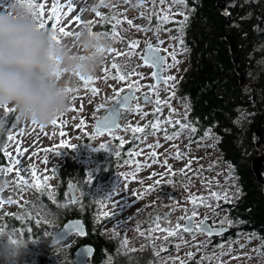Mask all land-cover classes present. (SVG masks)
<instances>
[{
	"label": "rangeland",
	"instance_id": "374dc122",
	"mask_svg": "<svg viewBox=\"0 0 264 264\" xmlns=\"http://www.w3.org/2000/svg\"><path fill=\"white\" fill-rule=\"evenodd\" d=\"M179 1L165 0V3L161 5L159 0H156L155 4L153 0H104L103 5H101V0H34L37 4L43 3L45 5L44 22L46 24L48 23V14L52 12L53 4L57 5L56 15L60 16L57 29L64 27L66 31L73 33V35L63 36L57 31V35L60 36L63 43H73L75 32L88 22H91L89 26L93 32L110 30L115 21L105 22L102 17L116 16L122 23L117 26L119 39L114 42L113 48L116 52L122 54L128 51L137 53V55L131 57V61L134 65H139L135 68V72L139 75H133L125 81L113 80L111 77L117 75V72L111 68L112 63L122 65L127 57L125 55L117 56L115 52L107 54L106 63L94 77V82L86 87L81 81L80 86L75 88L79 90L71 93L72 101L68 110L56 118L60 124H63V127H57L51 123L43 125V128H41L39 124L33 125L31 122H21L16 119L18 117L16 110L14 115L6 112L5 109L0 111V125H3L4 128V134L0 135V169L13 168L10 173L0 172V199L5 201L4 205L0 207V231L18 235L25 239L24 230H11L7 223L12 218L23 217V219H19L23 224H27L29 220L36 223L37 219H44L51 228L50 230L45 229V235L51 236L56 233L57 227L50 222L51 218L48 217L35 192L45 190L52 194L58 189L57 171L62 166L64 158L66 160L68 157L83 168L85 172L84 183L87 184V188L85 186L84 189L89 190L88 176L91 175L93 181L96 177L94 166L96 164L98 166V163L93 160L94 154L96 152L108 153L106 148H109L110 144L115 142L114 137L93 139L86 148L83 157L75 158V156L81 152L82 142L85 138L95 137L92 134L95 122L103 116L105 110L113 105L112 98L115 96V92L123 88L125 93L129 90L128 84L130 82L134 84L138 82L139 90L135 91L136 94L140 96V99L148 95L153 99V103L146 104L139 101L137 103L139 104V111L136 110L137 104H133L131 113L122 124V131L116 135L119 141L115 151L120 153L123 150L126 154L132 153V159L128 158L126 160L128 163L123 165L126 170L122 175L123 179L117 180L111 186L113 189L110 192L113 194L116 188L123 185L124 187L121 190L125 194L122 197L114 196V201L108 199L105 202L103 199L107 195L105 190H101V197L93 195L92 200L95 203H91L90 208L94 233L119 243L126 235L129 250L145 245L151 246L152 243H155L158 245L156 251L159 252V256L156 255L155 263L157 262V264H173L174 261L175 264H179L181 260L184 261V264H201L202 258L206 255L219 257L220 264H264V256L259 255L256 251L264 252L263 242L255 233L238 230L236 236L229 239L228 243L215 244H212L210 239L201 233H196L195 236L193 234L178 233L177 236L169 237L167 241L161 244L163 239L149 241L134 230L139 226L141 231H146L148 224L145 222L149 221V219L147 221L143 219L146 213L152 214V217L157 214L163 215L165 212L170 211L172 207L178 205L179 207L173 213L176 223L177 218L184 215L183 209L192 207L188 200L190 194L204 197V204L210 205V207L203 205L198 207L199 215L196 217L198 221L204 219L207 215V218L221 222L227 219L224 205L234 203L237 196L242 193L236 170L232 165L221 160V156L216 149L217 138L211 135L209 131H206L201 138H194L187 130H181L179 138L171 141H166L164 132L159 131L155 134L161 136L160 144L162 147L149 148L148 145H154L149 142V139L154 137L153 134L145 136L144 133H133L131 130H127L136 126L145 127L149 122H154L156 119L163 122L170 115L173 120L186 123L184 113L187 107L176 95L178 82L188 68V56L180 55L187 49L185 42L180 48L176 42L178 36L183 37L182 32L175 29L177 21L184 20V16L179 13L183 12L185 15V12H187L179 4ZM89 6L95 7L102 16L98 17L95 11H85ZM69 7H73L70 14L68 13ZM220 7L224 10L226 4L223 2ZM6 8L7 3L5 0H0V9ZM142 12L145 13L144 16H141ZM153 12L158 13L160 17L168 15L169 20L162 22L157 15L152 14ZM149 15H152L151 21L147 18ZM77 16L80 17L79 22L75 19ZM128 20L132 21V25L127 23ZM137 27L152 30L138 31ZM133 41H138V46L135 49H130L129 45ZM160 41H163V43H160ZM148 44L158 47L167 58L163 80L165 81L169 76H174V81L168 80L167 83L162 81L160 85L155 84L152 69L144 65L140 59ZM173 55H175L178 63L173 61ZM173 64L175 66H171ZM105 67L108 68L107 73L104 71ZM106 75L107 79H105ZM93 87L99 89L95 95L91 92ZM172 91L175 92V97L168 102L172 108L176 109V112L172 113L167 106L161 105L162 114H156L154 112L156 99L168 100ZM124 93H121V95ZM74 96L76 97L75 100H73ZM101 103H104L105 107L97 110L98 105ZM70 109L75 110L71 111ZM144 113H147V115H144ZM81 121H83V124H81ZM161 127L167 128V131L170 129L176 131L179 126L174 129L162 123ZM61 132L65 133L63 137L60 135ZM146 133H150V129L146 128ZM10 135L13 137L11 141L8 140ZM120 138L123 139L122 145ZM2 139L3 142L1 143ZM186 139L188 143L185 142ZM62 140L65 145H74L75 147H57ZM137 140H140V142H137ZM196 140L198 141L194 142ZM134 141L137 143H134ZM101 144L107 147L99 149ZM260 148L262 149L261 154L264 155V142ZM17 149H20L19 153H17ZM153 151L158 153L155 158L156 162L153 158H150ZM177 151L182 154L180 159H176ZM17 160L20 161L19 164H16ZM45 160L47 163H44ZM164 160H167V165L162 166ZM189 161H191L190 164ZM147 165H151V167ZM168 166L171 167V172H169ZM33 168L36 171L35 179L32 177ZM181 169L184 170L183 173H181ZM17 171L28 181V184L23 186L24 190L17 183ZM153 173L156 175H153ZM165 173L168 174L165 175ZM172 173H175V175ZM45 177L48 179H45ZM125 177L128 178L126 183ZM157 181H159V184H157ZM35 183H39L43 187L33 186ZM146 189L148 191H145ZM213 192L221 194L227 192L230 197L229 202L226 203L223 199L217 201L210 195ZM78 194L79 199L84 196L80 191H78ZM68 198L70 199V196ZM9 200L16 201V203H7ZM86 207L87 205L83 208ZM104 213H108V215L105 216ZM180 224L183 226V220H180ZM239 224L243 225L242 223ZM125 226L129 229L127 232H125ZM161 226H164L163 221H161ZM232 226L238 228V225L232 224ZM154 235L163 237L165 234L157 232ZM157 241H159V244H157ZM31 245H29L31 249L30 264H37L40 252L39 239L34 240ZM75 245V237L63 244L65 251L62 258L57 257L61 264H75L67 256L69 249ZM177 245H179V249H177ZM161 247L166 251H160ZM189 252L193 254L191 257L187 255ZM222 252L226 254L221 256ZM204 264H217V261H204Z\"/></svg>",
	"mask_w": 264,
	"mask_h": 264
},
{
	"label": "trees",
	"instance_id": "16d2710c",
	"mask_svg": "<svg viewBox=\"0 0 264 264\" xmlns=\"http://www.w3.org/2000/svg\"><path fill=\"white\" fill-rule=\"evenodd\" d=\"M223 2L226 11L220 7ZM179 4L187 11L188 19L177 21L175 29L180 30L186 40L189 64L178 82L176 95L187 107L190 123L211 132L217 138L216 149L220 156L237 168L244 195L234 216L246 225L249 223L264 238V168L262 182L252 170L259 154L256 130L261 120L264 133V0H180ZM228 34L235 39L239 68L254 87V93L240 84ZM61 165L57 171L58 189L52 194L36 191L35 195L48 217L55 216L56 232L71 220L81 219L86 224L88 236L76 240V245L69 249L68 259L74 261L77 246L92 242L97 248L96 259L100 260L103 256H99L102 253L99 248L107 244L112 251L114 248L106 243V238L91 230L90 207L95 202L84 189L87 188L83 181L85 172L70 157ZM70 182L84 195L76 204L68 198ZM40 221L29 220L23 224L12 218L7 223L11 230H24L25 239L32 242L39 239L37 264H61L51 255L50 236L44 233L51 228L46 220Z\"/></svg>",
	"mask_w": 264,
	"mask_h": 264
},
{
	"label": "clouds",
	"instance_id": "9594fccd",
	"mask_svg": "<svg viewBox=\"0 0 264 264\" xmlns=\"http://www.w3.org/2000/svg\"><path fill=\"white\" fill-rule=\"evenodd\" d=\"M113 47L112 39L97 37L87 25L75 32L73 43H57L50 30L39 27L34 9L7 0V8L0 9V111L15 107L21 122L51 124L68 110L70 89L80 86V77L94 78ZM50 222L56 223L55 216ZM31 243L0 233V264H30ZM48 247L53 257L62 258L63 236L53 233Z\"/></svg>",
	"mask_w": 264,
	"mask_h": 264
},
{
	"label": "snow or ice",
	"instance_id": "6c2138e0",
	"mask_svg": "<svg viewBox=\"0 0 264 264\" xmlns=\"http://www.w3.org/2000/svg\"><path fill=\"white\" fill-rule=\"evenodd\" d=\"M5 2L7 3V0H5ZM21 2L26 3L28 7L32 8L35 10V15H36V19L39 22V27L42 29H46L49 30L54 34V39L56 40L57 43L61 42L60 36L57 35V31L62 34L63 36H69V35H73V33L66 31V29L64 27H59L57 29V25L60 23V16L56 15L57 13V5L53 4L52 6V12L51 14H48V23L46 24L44 22V17H45V5L43 3H35L34 0H21ZM104 0H101V5H103ZM181 2H183V0H181ZM153 3H156V0H153ZM159 3L161 5H163L165 3V0H159ZM93 11L96 12V15L98 17H101L102 14L94 7L92 9ZM170 10V8H169ZM73 11V7H69L68 8V13L70 14ZM152 14L157 15L158 19H160L162 22H167L169 20V16L168 15H164L162 17L159 16L158 13L153 12ZM180 15L184 16V21H187L188 17L186 15H184L183 12L179 13ZM145 13H141V16H144ZM150 21L152 18V15H149L147 17ZM76 21L79 22L80 21V17L77 16ZM102 19L107 22L109 20L115 21V23L112 25V28L108 31H96L93 32L91 30V27L89 26L91 24V22L85 23L84 25H87L89 27V30L92 32V34L96 35L99 38H110L112 39L114 42L119 39V33L117 31V26L119 24L122 23V21H120L119 19H117L116 16H112V17H102ZM127 23L129 25H132V21L128 20ZM123 30V29H121ZM138 31H148V30H152V29H140L139 27H137ZM123 31H127V30H123ZM180 43H183V41H179ZM138 41H133L130 43L129 47L130 49H135L138 46ZM160 43H163V41H160ZM103 51V49L101 50ZM115 52L117 56L120 55H125L127 58L123 61L122 65H118L117 63L113 62L111 65L112 69H115L117 72V75L112 76L111 78L113 80L118 79L119 81H125L130 79L131 76L133 75H139V73L135 72V68L139 67V65H134L131 61V57L134 55H137V53H135L134 51H128L127 53H119L116 52V50L114 48H111L109 50H107V54H111ZM140 59L143 60L144 65H148V66H152L155 68H160L163 66L164 62H165V57L160 55V50L158 47H153L151 44L147 45V48L144 50L143 55L140 56ZM172 59L175 63H178V61H176L175 55L172 56ZM171 66H175V64L171 65ZM122 69H124V71H122ZM105 73L108 72V68L105 67L104 69ZM153 78L157 79V84H159L161 81L158 77V73L157 72H153L152 73ZM107 75L105 76V79H107ZM81 81L83 82V84L87 87L88 85H90L91 83L94 82L95 78H88V79H84L83 77H80ZM168 80H175L174 76H169L167 77V79L164 81L165 83H167ZM174 88V85H173ZM128 89L130 90L128 93H125L123 95H121V93H124V89L121 88L118 91L115 92V96L112 98L113 99V105L112 107L108 110V115L104 116L102 118V120L98 121L96 124V134L97 135H103L104 132H111V130L113 128H118V124H117V117L121 114V112L123 110H128L129 112L132 111V106H131V101L135 100L136 97L134 95L131 94V91H137L139 90V85L138 82L137 83H129L128 84ZM79 89H70V91L74 92V91H78ZM99 91V89L93 87L91 88V92L95 95L97 92ZM175 97V92L172 91L169 95L168 100L165 101H161L159 98L156 99L155 103H156V108L154 110V112L156 114H162V107L161 105L167 106L170 110V112L175 113L176 109L171 107V104L168 102L169 100H171L172 98ZM75 96L73 97V100H75ZM144 103L148 104V103H152V101L149 99L148 95L144 96ZM105 107L104 103H101L98 105L97 110L102 109ZM6 112H9L10 114H15V107L13 108H8L5 107ZM71 111H74L75 109H70ZM81 110H82V106H81ZM136 110L139 111V104H137L136 106ZM144 115H147V113H144ZM184 117L185 119L187 118V108L186 111L184 113ZM16 119H19V117H16ZM33 125H36V123L33 121L31 122ZM165 124L168 125L174 129H178L176 131H174L171 135L168 134L167 128H162L161 125ZM52 124L54 126L57 127H63V124H60L58 122L57 119H55ZM81 124H83V121H81ZM41 128H43V125H40ZM146 128L150 129V133H146ZM127 130H131L133 133H144L145 135L147 134H155L156 132L159 131H163L164 132V139L166 141H171L174 139H178L179 136L181 135V130H187L190 133H195L197 132V128L192 125L190 122L188 123H181L180 120H173L171 115L169 117H167L163 122L160 119H156L154 122H149L148 125H146L145 127H140V126H136V127H131L130 129ZM60 135L63 137L65 135L64 132H61ZM13 139V137L10 135L8 137V140L11 141ZM120 143L121 145L123 144V139L120 138ZM75 147L74 145H65L64 141L62 140L60 145H58L57 147ZM107 146L104 144H101L99 146V149H105ZM149 148H159L162 147V145L159 143V141L157 140L156 143L154 145H148ZM175 147V146H174ZM20 152V149H17V153ZM7 154V153H6ZM116 155H119V152L116 153ZM181 153L179 151L176 152V159H180L181 158ZM158 156V153L153 151L151 153V157L153 158L154 162L155 158ZM20 161L17 160L16 164H19ZM44 163H47V161L45 160ZM191 163V161H189V164ZM167 165V160L163 161V165ZM148 167H151V165H147ZM168 170L169 172H171V167L168 166ZM13 168L12 167H8L7 169H0V172H12ZM181 173L184 172L183 169L180 170ZM168 173H165V175H167ZM173 175H175V173H172ZM153 175H156L155 173H153ZM32 177L35 179L36 178V171L33 168L32 169ZM17 183L19 185H21L22 190L24 185L28 184V181L24 179L23 176L20 175V172L17 171ZM45 179H48L47 177H45ZM127 177H125V183L127 182ZM134 179V177H133ZM92 181V177L91 175L88 176V182L91 183ZM171 183V182H169ZM157 184H159V181H157ZM33 186L37 187V188H41L43 187L42 185H40L39 183H35ZM50 187V186H49ZM123 185H120V187L116 188L114 193L111 195H107V199L111 200L114 196H123L125 193L124 191H122L121 189H123ZM145 191H148L147 189ZM210 195L212 197H214L217 201H219L220 199H223L226 203L229 202L230 197L229 194L227 192H224L223 194L221 193H210ZM188 200L190 201L192 207L189 208H184L183 212L184 215L181 217L177 218V222L173 225L172 224V212L176 211L177 208L179 207L178 205L175 207H172L170 209L169 212L164 213L163 215L157 214L154 217L150 216L149 217V221L145 222L148 224V227L146 229V231H141V228L139 226H137L134 230L142 237H144L145 239L149 240V241H155V240H159V239H163L165 241H167L169 239V237H175L177 236L178 233H192L193 236H195L196 232L199 233H206L207 235L211 236L212 235V228L211 226H209L207 224V215H205L203 220H200L199 222L196 221V217L199 215L198 213V207L203 205L205 207H210V205H206L204 204V197H197L195 195L190 194L188 197ZM122 203V200L120 201ZM5 201H3L2 199H0V207H2L4 205ZM7 203H16V201H12L9 200L7 201ZM190 212V214H189ZM30 215V214H29ZM105 216L108 215V213H104ZM17 219H23V217H16ZM164 221L166 226H161V221ZM180 220H184L186 223L182 226L180 224ZM46 222V221H45ZM36 223H41V221L39 219L36 220ZM224 224H231V221L225 219L221 221V225ZM118 226H124V225H118ZM29 231H31V229H28ZM129 229H127V227L125 226V232H127ZM224 229L221 227L220 229H218V233H222ZM71 231H75L78 232L80 234H83L80 231V228L78 225H66L65 226V234L67 235L69 232ZM164 233L165 235L163 237L160 236H155L154 233ZM0 233H3L2 231H0ZM128 239L126 237V235L122 238L121 240V244H120V248L123 252H128ZM151 247L153 248L155 254L157 256H159V252L156 251L158 245H156L155 243L151 244ZM177 249H179V245L176 246ZM222 247V246H221ZM241 247H243V245H241ZM262 247H264V245H262ZM132 252L135 251H143V247L141 249H131ZM160 251H166V249L164 248H160ZM258 252L259 255L264 256V252H260L259 250H256ZM226 253H221L220 255L223 256ZM189 257H191L193 254L191 252H189L187 254ZM211 260H216L217 264H220V260L219 257L216 256H204L202 258L201 264H204V261H211ZM173 264H175V261L173 262ZM179 264H184V261H179Z\"/></svg>",
	"mask_w": 264,
	"mask_h": 264
},
{
	"label": "flooded vegetation",
	"instance_id": "af4514ba",
	"mask_svg": "<svg viewBox=\"0 0 264 264\" xmlns=\"http://www.w3.org/2000/svg\"><path fill=\"white\" fill-rule=\"evenodd\" d=\"M181 40L183 41V43L185 42L184 44L186 45V40H185L184 36L183 37L178 36V38L176 39V42L179 44V48L182 47V44H183V43L179 42ZM162 55L166 58V56L163 53H162ZM180 55H184V57H187L188 56L187 49L185 51H183ZM188 60H189V57H188ZM188 64H189V61H188ZM166 67H167V58L165 59V63L163 65V71L165 70ZM135 97H136V99L133 102L134 105L137 104L139 101L144 102V97H142V99H140V96L138 94H136V92H135ZM149 99L153 103V99L150 98V97H149ZM152 103H150V104H152ZM107 110H105L104 114L107 112ZM130 113L131 112H129V111L128 112H122V116H121V119L119 121V125H118L119 127H118L117 131L110 132V133H107V134L102 135V136H97V137L95 136L94 138L87 137L82 142V146H83V144H85V151L83 153V155H84L85 152H86V148L90 145V142L93 139L107 138V137L113 138L114 137V141H115V142L110 144L109 148H106L108 153L103 154V153L96 152V154H94V159L93 160H94L95 163H98V166H97V164L94 166L96 177L94 178V180L91 183H89V190L88 191L90 193V195H89L90 198H92L93 195H96L97 197L98 196L101 197V190H105L107 192V195H111L110 191L113 189V187H111V186L114 185L117 182V180H122L123 179L122 175L126 171L123 168V165L128 163L126 161L128 158L132 159V153H127L126 154L125 151L121 150L119 155H116L117 151H115V150L117 149V142L119 141V138L116 135L119 134L122 131V124L126 120L127 116ZM188 122H190V121H189V114L187 113L186 123H188ZM173 132H174V130L170 129L168 131V134L171 135ZM205 132H206V130H201V129L197 128V132H195V133H190L189 132V133L192 134V137H194V138H201L204 135ZM209 133L212 135L211 132H209ZM145 136H147V135H145ZM157 140L160 143L161 136L159 134H154V137L149 139V142L151 144H155ZM197 141L198 140H196L194 142H197ZM2 142H3V139L1 141V143ZM135 142L136 141H134V143ZM137 142H140V140H137ZM185 142L188 143V140L186 139ZM194 142H192V144H194ZM129 144H132V143H129ZM0 146H1V144H0ZM82 146H81V148H82ZM217 151H218V149H217ZM75 158H81V157H78V154H77V156H75ZM221 160H223L225 163H227L229 165H232V167L236 170L237 180H238V183H239V186H240V189H241L242 193H241L240 196H237V199H236V201L234 203L225 204L224 205V211H225V214H226V218L231 221V224L230 225L229 224L221 225V222L216 221V220H214L212 218H207V224L209 226H211L213 232H212L211 236L207 235L206 233H203V235L206 238L210 239L212 244L223 243V242L228 243L229 239H232V238H234L236 236L238 230H242V231H245L247 233H255L258 236V238L263 242V245H264V238L262 237V235L258 231L254 230L249 223H247V225H246L245 222L243 223L242 221H240V218L234 216V212L236 211L237 207L239 206V201L243 197L244 191H243V187H242L241 182H240V178H239L236 166L233 165V163H231L229 161H225L222 157H221ZM84 180H85V177L83 178V181ZM77 195H78V201H79L78 191H77ZM107 195H105V197H103L104 202L108 200L107 199ZM111 200L114 201L113 198ZM78 201H77V203H78ZM167 212H169V211H167ZM167 212H165V213H167ZM173 213L174 212H172V224L174 225L176 219H175V215H173ZM151 215L152 214L146 213L143 216V219L147 221V219H149V217ZM196 221L199 222L197 219H196ZM163 223H164V221H163ZM185 223L186 222L183 220V225ZM239 223H242L243 225L241 226V224H239ZM232 224L238 225V228H235L234 226H232ZM164 226H166L165 223H164ZM221 227L224 230L222 231V233H218V229H220ZM91 230L94 233L93 224H92V229ZM196 233H199V232H196ZM213 233H214V235H213ZM94 234L101 237V235H99L97 233H94ZM185 234H192V233H185ZM87 236H88V234H87ZM73 237H75L76 240L79 239L77 237V235L73 236ZM106 240H107L106 243H111V245L113 246L114 250L112 251L111 250L112 247L110 245H108V244L103 246V247H101V248H99V249H101V252H102L101 255H99V256H103L100 260L96 259L97 248L95 247V245L92 242L91 243H83V244H80L79 246H77V249L79 247L83 246V245H87V246L92 247L94 249L93 254L88 259L87 264H157V262L155 263L156 254H155L153 248L150 245L142 246L143 247V251L132 252L131 250H129L128 252L125 253L120 248V244L121 243L113 241V240H109V239H106ZM164 242H165V240H163L161 242V244H163ZM157 244H159V241H157ZM142 247H139L137 249L139 250ZM238 247H240V246H238ZM74 263L77 264L75 262V254H74Z\"/></svg>",
	"mask_w": 264,
	"mask_h": 264
},
{
	"label": "water",
	"instance_id": "95a60500",
	"mask_svg": "<svg viewBox=\"0 0 264 264\" xmlns=\"http://www.w3.org/2000/svg\"><path fill=\"white\" fill-rule=\"evenodd\" d=\"M226 11V9H224ZM228 28H229V25H228ZM227 40L229 42V45H230V48H231V53H232V57H233V62L235 64V67H236V71L237 73L240 75V84L242 87L244 88H249L253 93L255 92V89L254 87L249 83L247 82L246 78H245V75L243 72H241L240 68H239V63H238V58H237V52H236V45H235V39L234 37L230 36L229 34L227 35ZM147 47H145L146 49ZM160 55H162L161 51H160ZM163 56V55H162ZM143 61V60H142ZM165 63V62H164ZM144 64V63H143ZM164 65V64H163ZM148 66V65H146ZM152 69V71L154 72H157L158 73V77L160 79V83L157 84V79L156 78H153L154 79V82L156 85H160L163 81V66L160 67V68H155V67H152V66H148ZM152 72V73H153ZM153 77V76H152ZM130 90H128L127 92L125 93H128ZM124 93V94H125ZM131 94L135 96V91H131ZM123 95V94H122ZM253 100L254 102L257 101V98H256V95L253 96ZM133 101H131V106L133 105ZM112 107V106H111ZM110 107V108H111ZM109 108V109H110ZM108 109V110H109ZM108 110L107 112L103 115L106 116L108 115ZM122 112H128V110H123ZM122 112L121 114L117 117V124L119 125V121L121 119V116H122ZM101 117L100 119H98L93 127V136H102V135H97L96 134V124L98 121L102 120ZM118 128H113L111 130V132H115L117 131ZM107 133H110V132H104L103 135L107 134ZM256 135L259 139V142L257 143V146H258V149L260 150L258 156L254 159L253 161V164H252V170H253V173L256 177V179L259 181V182H262V178H263V175H262V170L264 168V155L261 154V145L263 144V128H262V120L260 121V124L256 130ZM85 151V144H83L82 148H81V152L78 154V157H82L83 156V153ZM69 196H70V200L72 202V204H76L77 201H78V195H77V189L75 188L74 184L72 182L69 183ZM78 225L79 228H80V231L83 233V234H80L78 232H75V231H71L69 232L67 235H64L65 234V226L66 225ZM58 233H60L62 236H63V244L65 242H67L71 237L73 236H76L78 238H81V239H84L86 238L87 234H88V229H87V226L86 224L84 223L83 220L81 219H75V220H71L69 221L68 223H66L62 228H60L58 231ZM214 235V233H213ZM93 251L94 249L92 247H89L87 245H83L81 247H79L76 252H75V262L77 264H87L88 262V259L92 256L93 254Z\"/></svg>",
	"mask_w": 264,
	"mask_h": 264
}]
</instances>
